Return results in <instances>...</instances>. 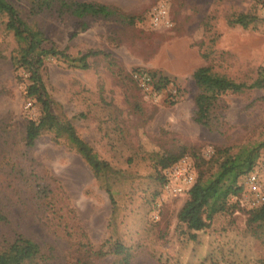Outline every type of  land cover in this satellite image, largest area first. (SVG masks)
<instances>
[{
  "label": "rangeland",
  "instance_id": "rangeland-1",
  "mask_svg": "<svg viewBox=\"0 0 264 264\" xmlns=\"http://www.w3.org/2000/svg\"><path fill=\"white\" fill-rule=\"evenodd\" d=\"M8 1L26 29L69 55L99 51L86 68L48 58L42 75L55 112L118 171L107 176L112 214L104 182L67 140L43 132L26 144L39 105L25 95L28 81L13 63L19 42L0 12V242L30 238L39 264H264V223L247 222L254 208L243 186L193 230L177 218L188 192L175 194L164 175L172 164L161 167L180 155L176 162L187 157L195 177L207 179L264 139V89L222 93L205 125L196 120L193 79L200 66L246 83L264 71V0H79L116 11L81 18ZM239 13L259 20L231 24ZM152 75L169 82L156 91ZM257 153L264 158V148ZM114 240L121 255L111 252Z\"/></svg>",
  "mask_w": 264,
  "mask_h": 264
},
{
  "label": "trees",
  "instance_id": "trees-1",
  "mask_svg": "<svg viewBox=\"0 0 264 264\" xmlns=\"http://www.w3.org/2000/svg\"><path fill=\"white\" fill-rule=\"evenodd\" d=\"M31 12L49 8H55L59 13H67L75 17L87 15L108 17L115 13L112 7L97 2L79 0H29ZM7 12L10 16L11 27L19 42V49L13 58L17 69H21L24 78L28 81L25 86L27 98L39 105V115L29 118L25 126V141L32 146L43 132H51L55 138H64L72 145L84 161L89 165L99 181L106 190L112 205V214L115 207V199L107 176L116 174L117 171L106 161L98 157L92 147L83 140L73 125L66 118L59 116L54 110V102L50 97L42 75V69L48 58H63L72 66L86 68L87 59L99 53L90 50L76 57L66 53L57 46L40 30L26 29L21 23L16 9L8 0H0V12ZM259 19L248 13H239L230 19L233 25L238 24L248 28ZM150 76L151 83L156 91L166 86L169 82L166 77ZM193 79L197 85L198 92L194 98L196 120L201 124H208L210 110L215 101L222 93L227 91L237 92L244 89H264V71L253 81L238 82L226 75L213 72L209 66H200L193 73ZM264 148V139L250 150L242 152L239 156L226 157L220 162L218 170L212 177L202 179L198 176L188 191L185 200L177 213L179 221L193 230H200L207 226L214 214L227 209L228 197L241 190L238 184L240 177L244 176L257 162V151ZM180 158V155H168L161 159V167L165 168ZM162 181L165 176L162 174ZM2 218V217H1ZM249 223H264V204L254 208L249 213ZM112 253L121 255L125 247L118 241H112ZM40 246L28 237L18 235L12 240L0 242V264H39L41 258ZM96 257L106 255V251L97 249L94 251Z\"/></svg>",
  "mask_w": 264,
  "mask_h": 264
},
{
  "label": "built area",
  "instance_id": "built-area-1",
  "mask_svg": "<svg viewBox=\"0 0 264 264\" xmlns=\"http://www.w3.org/2000/svg\"><path fill=\"white\" fill-rule=\"evenodd\" d=\"M164 12V11H163ZM192 162L183 157L178 162L172 164L165 172L168 186L175 194L188 192L194 184L196 177ZM244 190L248 193V198L253 208L264 204V158L257 161L252 170L242 177Z\"/></svg>",
  "mask_w": 264,
  "mask_h": 264
}]
</instances>
